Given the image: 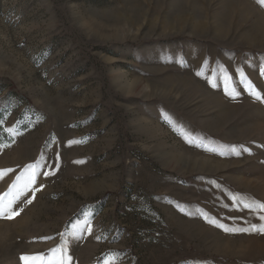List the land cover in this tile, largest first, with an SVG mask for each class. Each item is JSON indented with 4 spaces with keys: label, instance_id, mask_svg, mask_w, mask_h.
Segmentation results:
<instances>
[{
    "label": "rangeland",
    "instance_id": "rangeland-1",
    "mask_svg": "<svg viewBox=\"0 0 264 264\" xmlns=\"http://www.w3.org/2000/svg\"><path fill=\"white\" fill-rule=\"evenodd\" d=\"M255 93L260 0H0V264H264Z\"/></svg>",
    "mask_w": 264,
    "mask_h": 264
},
{
    "label": "snow or ice",
    "instance_id": "snow-or-ice-1",
    "mask_svg": "<svg viewBox=\"0 0 264 264\" xmlns=\"http://www.w3.org/2000/svg\"><path fill=\"white\" fill-rule=\"evenodd\" d=\"M262 4H264V0H260ZM241 75L243 76V72L241 70ZM257 95L258 99H264V96H261L259 93H255ZM11 131V130H9ZM216 149H213L215 151ZM224 154L223 152L221 153ZM237 155H239V152H236ZM29 168H32V165L28 166ZM15 171L14 169H0V179H3L5 175H7L9 172ZM19 179V177H18ZM35 184V173H33L25 185V188H31L32 185ZM38 190V189H35ZM7 195V194H5ZM20 195L22 193H17L15 196H13L10 200L5 203L4 197L0 196V217L7 216L8 218H13L17 212L13 211V205L15 202L20 198ZM28 203H31V200L29 199L27 201ZM259 209H264V203H260L255 205ZM245 208H252L253 204L251 203H245L243 205ZM262 220H264V216L260 217ZM85 225H88V221L86 220L84 222ZM220 227H224V225H219ZM78 230L81 232H88L91 233L92 228L90 225L88 227H82L78 226ZM250 230H256L260 232H264V225H252L250 229L241 228V229H229L225 227V231H250ZM75 235V233H74ZM41 239L47 240L52 239L51 237H42ZM21 259L24 261V264H71L72 257L67 254L66 248L64 245H58L55 248H51L48 250V255H45L44 253H39L35 255H24L21 257ZM105 264H112L111 259H106Z\"/></svg>",
    "mask_w": 264,
    "mask_h": 264
}]
</instances>
